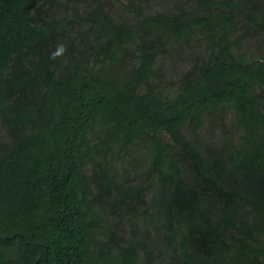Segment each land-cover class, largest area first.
I'll return each mask as SVG.
<instances>
[{"label":"trees","instance_id":"obj_1","mask_svg":"<svg viewBox=\"0 0 264 264\" xmlns=\"http://www.w3.org/2000/svg\"><path fill=\"white\" fill-rule=\"evenodd\" d=\"M0 264H264V0H0Z\"/></svg>","mask_w":264,"mask_h":264},{"label":"clouds","instance_id":"obj_2","mask_svg":"<svg viewBox=\"0 0 264 264\" xmlns=\"http://www.w3.org/2000/svg\"><path fill=\"white\" fill-rule=\"evenodd\" d=\"M67 51V46L64 43L57 44L55 50L51 53L50 59H56Z\"/></svg>","mask_w":264,"mask_h":264},{"label":"rangeland","instance_id":"obj_3","mask_svg":"<svg viewBox=\"0 0 264 264\" xmlns=\"http://www.w3.org/2000/svg\"><path fill=\"white\" fill-rule=\"evenodd\" d=\"M161 0H157V2H160ZM156 3V2H155ZM184 65V62L182 60H179L176 64L177 68L182 67Z\"/></svg>","mask_w":264,"mask_h":264}]
</instances>
